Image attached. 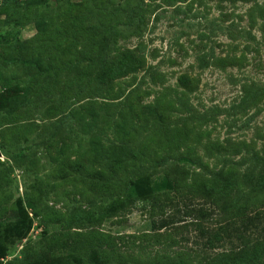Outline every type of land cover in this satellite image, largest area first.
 <instances>
[{
  "label": "rangeland",
  "instance_id": "374dc122",
  "mask_svg": "<svg viewBox=\"0 0 264 264\" xmlns=\"http://www.w3.org/2000/svg\"><path fill=\"white\" fill-rule=\"evenodd\" d=\"M127 50L144 65L101 85ZM229 167L264 172V0H0V264H199L231 243L202 251L175 187ZM89 210L69 231L90 245L55 248L47 214ZM251 215L264 240V205Z\"/></svg>",
  "mask_w": 264,
  "mask_h": 264
},
{
  "label": "trees",
  "instance_id": "16d2710c",
  "mask_svg": "<svg viewBox=\"0 0 264 264\" xmlns=\"http://www.w3.org/2000/svg\"><path fill=\"white\" fill-rule=\"evenodd\" d=\"M100 42L101 41L97 42V44L101 45ZM99 49L102 50V47L100 46ZM102 62L103 64L97 76L100 78V84L103 83L104 86L111 85L117 78L135 72L144 65L143 59L135 55L132 50H127L119 56L113 57L112 61L107 60L105 61L106 63H104L103 59ZM47 70L49 69L38 66L37 70L31 76L32 82L35 84V80L40 81V79L45 80L46 77H50L51 74ZM185 80L187 81V78L180 81L184 87H187L188 85L184 84L186 82ZM194 88L195 87L192 85L189 90L193 91ZM185 139H188L186 135ZM176 141H178V143L179 141L183 142L182 139ZM78 169H80L82 173L90 176L94 173L93 171H85L82 165H78ZM204 178V176L193 175L189 178L184 177L179 179L175 187V190L179 193L178 197H180V201H178L177 205H179L180 202L183 203L182 205L185 207V212L193 216V220L190 221L187 226L203 234L205 242L202 245V251H205L207 248L212 249L218 246L217 244L226 241L230 242L231 246L229 251L221 252L215 256L204 257L201 253V258L198 261L199 264H264V240L258 238L250 239L249 237L250 232L256 228L254 224L255 215H251V213L259 209V205L260 207L264 205V172L256 177H253L250 172L249 176L246 177L241 176L235 167H229L227 170L223 171L222 175L216 176L212 181ZM198 196H202L203 200L208 201L212 208H205L203 206L195 208L192 206V200H195ZM181 197L185 199L181 200ZM140 203L144 207L149 206V209H152L154 213L155 210L157 212L161 211L160 214L158 213L159 215L163 213L165 207L158 205L157 199L145 198L142 199ZM156 205L161 207H157ZM173 205L175 206V204ZM213 206H215L216 209H214ZM176 210L179 211V207H177ZM101 213L103 214V212ZM217 214L219 216L218 227L210 230L208 223H210L212 218L216 217ZM95 215V211H79L69 218V221L63 222L61 215L53 214L52 212L48 213L45 217V222L51 220L50 222L55 226H57L56 223H63L61 226L65 229V240L58 243L55 248L63 249L67 245V250L69 244L72 243L76 248L75 251H77V244L80 246L90 245L86 233L76 230L71 232L69 228L74 225H79L80 222H83L82 219L85 217L91 219ZM256 215H258V211ZM171 216L172 214L169 215L168 218L165 217L160 219L159 227H167L169 223L176 222L173 216ZM220 221L223 222V224ZM234 233L236 236L235 239L239 241L238 246L233 244L232 235ZM98 241H102L103 243L104 250L102 256L105 254L107 255L109 251L114 252L118 250L116 241L113 240V237L105 234L100 235ZM103 262L106 263L108 261L103 260Z\"/></svg>",
  "mask_w": 264,
  "mask_h": 264
}]
</instances>
